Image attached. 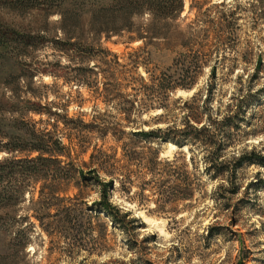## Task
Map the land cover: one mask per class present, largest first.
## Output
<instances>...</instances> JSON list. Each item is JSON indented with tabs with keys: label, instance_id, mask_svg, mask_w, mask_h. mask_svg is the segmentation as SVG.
<instances>
[{
	"label": "rangeland",
	"instance_id": "1",
	"mask_svg": "<svg viewBox=\"0 0 264 264\" xmlns=\"http://www.w3.org/2000/svg\"><path fill=\"white\" fill-rule=\"evenodd\" d=\"M183 4V11L175 20L154 22L148 15L135 17L129 22L116 19L117 28L130 26L143 35L146 30L159 35L158 39L151 41L130 42L129 38L134 35L122 33L120 37L113 36L108 41L102 36L94 42L89 35L90 18L84 17L78 21L80 28L74 32L81 40L80 46L75 49L81 51L93 45L96 55H100L101 50L107 51L110 54L107 61L110 60L115 78L124 86V80L132 79H143L148 84L151 76L158 77L170 68L174 69L175 61L192 56L196 51L201 60L210 58L208 66L198 73L192 90H176L167 102L166 112L153 109L142 113L141 126L146 131L149 127L164 128L165 125H154L155 121L152 122L160 117L179 124L186 115L184 104L192 107L199 101L194 105L199 111L203 108L210 83L216 81L213 108L219 106L215 103L226 106L233 97L252 96L249 98L250 105L245 106V119L240 124L245 134L244 141L234 150H228L227 159L252 150L264 156V68L250 81L257 58L261 56L264 61V24L258 22L253 27L252 18L255 16L251 6L257 5L256 0H183ZM222 4L226 7H221ZM231 7L239 9L235 12L238 19L236 39L234 44H230L232 50L228 51L223 46L218 52L213 41L216 28L210 22L218 20L220 13H226ZM58 20L56 15L44 19V14L38 10L14 11L0 0L1 25L12 27L18 33L31 31L34 36L44 35L48 40L26 57L18 55L12 60L0 58V148L21 142L26 130L34 124H37L38 131H52L51 125L59 120L56 134L63 137L64 146L74 149L72 154L76 164L83 168L82 164L88 162L94 146L106 155H112L115 143L111 137L102 142L93 134L77 136V132L68 129L74 128V125L65 127L66 121L88 124L93 116H115V112L105 103L101 93L102 69L95 70L96 74L90 73L92 65L67 59L66 55L57 51L59 46L51 43L56 35L62 39V34L57 33ZM218 56L225 57L227 62L217 65L215 81H212V68ZM242 58L248 63H238L240 66L231 75V66ZM114 62L118 67L114 66ZM94 63L97 68L101 65L97 61ZM138 85L135 82L123 93L132 94V88ZM258 90L260 92L254 94ZM177 100L178 103L175 102ZM39 107L45 115L28 114L29 110H39ZM144 122L151 125L147 127ZM152 147L159 150L161 160L175 161L178 172L185 164L193 182L192 200L171 198L167 203L157 202L154 188L151 190L153 195L145 192L144 197L139 194L128 196L115 183V191H110V201L122 213L129 212L126 222L132 223H126V230H121L104 214L88 211L80 221L84 235L78 237L83 241L76 248L71 246L73 241L66 244L57 235H47L34 219L33 211L38 209L35 203L42 184L32 185L17 205L0 211L1 218L26 222L21 229H24L22 238L27 244L18 248V237L12 233L0 234V264H264V167L249 166L239 170L240 188L227 202L221 197L222 190L219 188H228V184L212 181L202 174L201 151L190 154L187 148L175 146L173 149L161 143ZM120 152L118 149L117 157H120ZM9 157V154L0 151V162ZM191 157L193 162H190ZM101 180L108 179L101 175ZM137 185L140 183L135 182L132 190L139 193ZM81 190L85 196L84 208L91 209L92 203L99 200L100 187L90 184ZM77 192L70 186L64 189L61 196L72 198ZM53 220L50 223L55 222ZM103 226L107 227L106 233Z\"/></svg>",
	"mask_w": 264,
	"mask_h": 264
},
{
	"label": "trees",
	"instance_id": "2",
	"mask_svg": "<svg viewBox=\"0 0 264 264\" xmlns=\"http://www.w3.org/2000/svg\"><path fill=\"white\" fill-rule=\"evenodd\" d=\"M2 2L5 7L18 12L38 10L44 14V19L58 16L57 33L62 34V39L56 35L51 42L59 46L57 51L66 55L67 59L71 58L76 62L82 61L92 65L89 70L92 74H96L95 70L102 69L101 93L105 103L114 110L115 116H93L88 124L68 120L65 127L69 124L74 125V128L68 129L77 132V136L84 133L93 134L102 142L111 137L115 147L112 148V155H106L100 148L94 146L88 162L82 164L83 169L76 164L72 154L74 149L64 146L63 137L56 134L59 120L51 125L52 131L47 129L38 131L37 124L32 125L30 130H26L25 138L21 139V142L0 148L3 149L0 151L10 156L0 162V211L17 205L32 185L41 183L38 201L35 203L38 209L33 211L34 219L47 235H57L58 238L67 242L66 244L73 241L71 246L77 248L80 245L79 242L83 241L78 237L84 235L80 221L84 219L83 215L88 211L98 215L104 214L111 219L114 226L121 230H126L124 225L132 223L126 222L130 216L129 212L122 213L119 207L114 206L110 201V191H115V183H118V188L128 196L139 194L144 197L145 192L152 193L151 190L154 188L157 202L167 203L171 198L181 201L193 199V182L185 170V164L182 165L181 172H178L175 161L161 160L159 150L152 147L153 144L161 143L176 146L179 149L187 148L190 154L201 151L203 153L201 161L204 165L202 174L209 176L212 181H224L228 184V188H219L222 190L221 197L227 202L237 194L240 188L237 178L239 170L249 166L264 167V156L255 150L243 151L235 158L227 159L226 157L228 150H234L244 141L245 134L241 131L240 124L245 119V106L250 105L249 98L252 96L233 97L226 106L222 107L221 103H215L219 106L213 108L216 90L215 70L218 68L217 65H224L227 62L225 57L218 56L215 60L211 74L212 81L215 82L210 83V89L203 101V108L199 111L194 108L199 101L192 107L185 103L186 115L182 122L177 124V122L164 121L160 117L152 122L155 121L154 125L162 124L165 127L152 129L149 127L150 122H144L143 125L149 127L146 131L140 122L142 113L153 109L166 112L167 102L176 90L189 91L194 88L198 73L208 66L210 58L201 60L196 51L192 56H184L175 61V70L172 67L158 77L151 76L148 84H145L143 79H132L124 80L126 83L124 86L115 78L110 60L107 61L110 57L107 51L101 50L100 55H96L93 45L81 51L75 49L77 45L80 46L81 40L75 36L74 32L80 28L77 23L84 17L90 18L89 35L94 42L102 36L108 41L113 36L120 37L122 33L134 35L129 38L130 42L151 41L158 39L159 35L152 30H146L143 35L144 33L140 30L136 31L130 26L117 28L116 19L122 18L129 22L135 17L148 15L154 22L175 20L183 11V0H2ZM256 4L251 6L252 15L255 16L252 18L253 27H256L258 22L264 24V1L256 0ZM220 6L226 7L223 4ZM238 10V7H231L226 13H220L218 20L210 22L212 27L216 28L213 41L218 52L223 46L228 51L232 50L230 44H234L236 39L238 19L235 18L237 15L235 12ZM30 32L18 33L12 27L0 24V58L12 60L18 55L26 57L40 45L48 43L44 35L34 36ZM75 40H78V43H73ZM71 54L73 55L70 56ZM94 61L101 65L97 68ZM247 61L244 58L236 61L231 66L230 74H234V70L240 66L238 63H248ZM114 66L118 67V64L114 62ZM263 68L264 61L259 56L250 81L255 79ZM135 82L139 85L132 88V94H124L123 90L130 88ZM259 92L260 90L254 94ZM178 100L175 102L178 103ZM40 109L42 108L29 110L28 114L45 115ZM82 143L86 144L85 141ZM118 149L121 151L120 157H117ZM193 161L191 157L190 162ZM101 175L108 180L102 181ZM135 182L140 183L137 185L139 193L132 190ZM175 183L178 184L172 185ZM90 184L100 187L99 200L92 203L91 209L84 208L85 196L81 190L88 188ZM70 186L78 190L77 194L72 198L61 196L64 189ZM257 188H260L259 185ZM131 198L128 199L132 200ZM225 208L228 209V206ZM51 220L55 222L50 223ZM24 223H26L24 220L16 221L15 218L0 217V234L11 235L12 233L18 237L17 247L24 248L27 245L25 238H22L24 229L21 228ZM103 231L107 232L106 226H103Z\"/></svg>",
	"mask_w": 264,
	"mask_h": 264
},
{
	"label": "bare ground",
	"instance_id": "3",
	"mask_svg": "<svg viewBox=\"0 0 264 264\" xmlns=\"http://www.w3.org/2000/svg\"><path fill=\"white\" fill-rule=\"evenodd\" d=\"M168 146H169L170 148H173V149L175 148V147H174V146H172V145H168Z\"/></svg>",
	"mask_w": 264,
	"mask_h": 264
}]
</instances>
